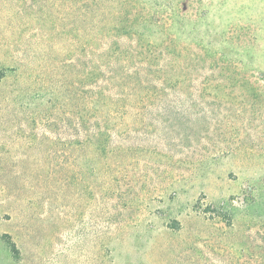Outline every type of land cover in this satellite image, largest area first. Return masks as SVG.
I'll return each mask as SVG.
<instances>
[{"label":"rangeland","instance_id":"rangeland-1","mask_svg":"<svg viewBox=\"0 0 264 264\" xmlns=\"http://www.w3.org/2000/svg\"><path fill=\"white\" fill-rule=\"evenodd\" d=\"M90 2L0 0V264H264V0H124L200 57L108 156L77 118Z\"/></svg>","mask_w":264,"mask_h":264},{"label":"trees","instance_id":"trees-1","mask_svg":"<svg viewBox=\"0 0 264 264\" xmlns=\"http://www.w3.org/2000/svg\"><path fill=\"white\" fill-rule=\"evenodd\" d=\"M124 4V0H91L93 23L84 47L86 106L84 114L78 109L77 118L84 122L87 143L105 156L116 149L111 144L112 135L124 120L135 115L145 102L164 95L168 87L185 83L190 71L197 70L200 57L197 53H185L180 39L174 35L152 38L145 33L149 28L164 32L177 26L172 13L165 23L159 16L145 17L140 23L132 19L130 12L125 13ZM102 7L108 8L110 19L103 17ZM216 56L210 57L212 68L217 65ZM3 77L4 70L0 69V81ZM221 78L246 80L241 71L230 68L228 63ZM263 79L264 74L255 77ZM81 97L82 93L77 92V106ZM8 245L11 253L18 252L11 239Z\"/></svg>","mask_w":264,"mask_h":264}]
</instances>
